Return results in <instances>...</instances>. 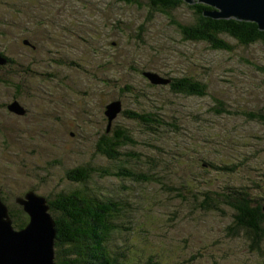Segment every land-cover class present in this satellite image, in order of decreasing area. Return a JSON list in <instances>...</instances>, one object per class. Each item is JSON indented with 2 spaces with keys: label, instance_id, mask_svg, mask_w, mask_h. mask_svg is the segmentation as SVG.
Returning a JSON list of instances; mask_svg holds the SVG:
<instances>
[{
  "label": "rangeland",
  "instance_id": "1",
  "mask_svg": "<svg viewBox=\"0 0 264 264\" xmlns=\"http://www.w3.org/2000/svg\"><path fill=\"white\" fill-rule=\"evenodd\" d=\"M140 1L0 0V53L9 57L0 68V200L16 209V198L28 191L51 198L70 184L66 169L96 156L100 118L113 97L103 78L141 84L131 68L190 75L206 84V95H176L165 83L151 89L164 118L180 128L131 126L136 149L160 159L156 169L170 189L146 183L123 191L135 219L118 237L126 241L124 257L127 263L152 256L158 264H264L229 234L228 212L196 210L192 202L203 189L218 191L227 178L264 188V124L245 114L264 113V45L227 51L185 40L168 16ZM172 16L194 19L185 5ZM216 99L228 112L215 113ZM202 160L243 168L226 177L205 172ZM99 183L103 191L121 185L113 177ZM47 212L52 217L50 206Z\"/></svg>",
  "mask_w": 264,
  "mask_h": 264
},
{
  "label": "trees",
  "instance_id": "2",
  "mask_svg": "<svg viewBox=\"0 0 264 264\" xmlns=\"http://www.w3.org/2000/svg\"><path fill=\"white\" fill-rule=\"evenodd\" d=\"M122 1L142 5L140 0ZM145 5L150 10L168 16L185 40L201 41L211 48L227 51L233 50L235 45L247 46L255 42L264 45V30L259 29L255 22L205 15V11L214 8L204 3L189 4L184 0H147ZM181 5L192 10L194 17L192 22L182 23L172 16V12ZM149 13L151 14L152 11ZM142 31L144 28L138 27L137 34ZM228 37L234 39L235 44L230 43ZM0 57V68H4L3 62L8 61L9 57L4 53H0ZM130 70L141 77V84H136L132 79L129 82H122L120 78L112 76L101 80L103 89L109 87L112 92V100L107 99V103L119 100L122 109L117 116H122L125 121H117L115 117V121L112 120L108 126V119L104 113L105 117L100 118L102 128L97 133L95 143L96 156L66 169L64 176L70 180V184L51 193V198L43 195L54 219L55 264H158L152 256L138 258L127 263L122 245L126 241L120 243L118 240L119 235L133 229L135 224V219L128 214L127 206L130 203L123 192L128 186L155 183L161 188L170 189V186L163 181L164 176L160 175L156 169L160 159L154 154L145 158L146 156L136 149L138 139L135 138L131 126L135 124L140 127V130L151 132L160 129H177L180 126L176 121L164 118L162 106L151 96L153 95L151 89L157 84L150 82L144 75L145 70L138 69V72L133 68ZM169 75L165 74L162 77L168 79L165 84L174 94L206 95L207 86L203 81L190 75L175 77ZM124 99L127 104L122 103ZM213 110L217 114L228 112L223 101L217 99ZM245 114L250 119L259 120L264 124V113L261 110ZM102 159L106 162L103 163ZM244 160L246 158L241 160L242 163ZM202 161L209 169L205 172L215 171L216 174L226 177L243 168L241 162ZM107 177L120 180L119 188L114 187V190L105 188L106 191H103L98 182ZM126 182L130 184H125ZM181 187L183 191V186ZM216 188L219 192L212 191L210 188L203 189L199 192L200 195H193L192 202L196 210H212L221 215L228 212L229 223L225 228L229 234L239 236L248 245L250 253L256 258L263 257L264 259V188L262 183L256 184L254 180L234 182L227 178L223 185ZM181 193V191L177 192L176 195L180 196ZM17 205L16 209L9 205L8 208L13 227L21 229L29 222V215L22 206Z\"/></svg>",
  "mask_w": 264,
  "mask_h": 264
},
{
  "label": "water",
  "instance_id": "3",
  "mask_svg": "<svg viewBox=\"0 0 264 264\" xmlns=\"http://www.w3.org/2000/svg\"><path fill=\"white\" fill-rule=\"evenodd\" d=\"M189 4L204 3L214 9L204 12L214 18H234L252 21L264 30V0H184ZM1 61V60H0ZM151 83H166L168 79L151 71H144ZM122 104L113 100L105 105L104 113L108 126L121 111ZM29 215V222L21 229H15L7 205L0 200V264H55L54 220L47 209L49 205L43 196L28 191L16 198Z\"/></svg>",
  "mask_w": 264,
  "mask_h": 264
}]
</instances>
